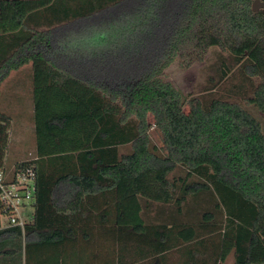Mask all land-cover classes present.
Returning <instances> with one entry per match:
<instances>
[{
  "label": "trees",
  "instance_id": "1",
  "mask_svg": "<svg viewBox=\"0 0 264 264\" xmlns=\"http://www.w3.org/2000/svg\"><path fill=\"white\" fill-rule=\"evenodd\" d=\"M253 1L0 0V86L30 65L39 135L33 159L5 166L9 121L0 114V167L32 171L35 187L31 224L0 231V264H60L77 246L79 260L65 264H94L108 236L95 237L93 228L116 225L120 184L137 195L141 213L152 203L175 204L176 213L116 225L115 264H127L128 243L146 248L144 264H167L171 250L194 248L211 249L210 262L181 264H221L230 254L233 264H264L260 122L234 103L186 101L162 79L171 62L188 69L217 47L259 80L248 103L264 116V9L253 13ZM125 146L129 153H119ZM178 168L177 185L168 177ZM201 195L206 208L194 204ZM188 198L192 207L181 212ZM201 211L199 224L186 222ZM215 211L224 218L221 235L212 234Z\"/></svg>",
  "mask_w": 264,
  "mask_h": 264
},
{
  "label": "rangeland",
  "instance_id": "2",
  "mask_svg": "<svg viewBox=\"0 0 264 264\" xmlns=\"http://www.w3.org/2000/svg\"><path fill=\"white\" fill-rule=\"evenodd\" d=\"M30 66V65H29ZM242 64L235 63L234 58L224 50L217 47L209 48L204 59L200 63L192 64L188 69H183L178 65V61H173L166 66L163 70L162 79L164 82L170 83L186 101L190 99H197L200 101L203 107H206L212 100H221L229 103H234L247 110L254 118H256L261 125L262 132L264 134V116L253 106L248 103L253 95V90L259 83L257 78H250L242 71ZM19 74L20 77L10 76L3 81L0 86V114H2L10 123V131L17 137H9L6 157L4 165L10 167L33 159L36 156L37 139L39 135H36V113H35V94L33 89L32 71L30 68L22 69ZM37 96H39L37 94ZM57 100L52 101V109L57 107ZM56 102V103H55ZM54 104V106H53ZM51 109V110H52ZM183 111L188 112L187 105L184 106ZM150 128L148 130L151 146L159 150L162 147V139L159 132L152 126L153 120L151 116L147 117ZM130 147H120L119 153H129ZM174 175V176H173ZM182 176L183 173L179 171V168L168 177L170 181H176V176ZM178 185V184H177ZM127 188L120 187L119 191V203L117 206V213H120L121 223L122 218L126 214V206L124 201L126 199ZM213 196V195H212ZM213 198L217 201L215 196ZM211 201V206L214 208V201ZM209 201V202H210ZM206 202H208L205 195H201L199 199L194 201L197 207L206 208ZM191 199H187V203L182 204L180 211L184 212L186 209H191ZM163 212L166 215H172L175 210V204L163 205ZM207 213L209 211H206ZM137 208L134 210L133 224L138 222ZM201 214L195 216L186 222L190 225L199 224ZM216 224L215 231L212 234H222L225 229L224 218L221 213L215 211ZM208 238V236H206ZM210 238V237H209ZM215 239V236L212 237ZM101 260H96V264H105L106 261L114 258V264L117 262L116 254L118 253V246L116 242H112L109 239H105L101 242ZM78 247V246H77ZM69 248L70 256L62 257L61 262L64 264L66 260L74 263L75 260H79L82 252L79 248ZM99 249V247H98ZM98 251V250H97ZM178 251V252H177ZM181 250H172L168 253L170 262L178 261L176 253L180 255ZM94 253V252H93ZM97 253V252H95ZM124 253V251H123ZM98 254V253H97ZM124 260V259H123ZM110 261V260H109ZM111 263V262H108ZM126 263V262H125ZM221 264H231L229 260L224 261Z\"/></svg>",
  "mask_w": 264,
  "mask_h": 264
},
{
  "label": "crops",
  "instance_id": "3",
  "mask_svg": "<svg viewBox=\"0 0 264 264\" xmlns=\"http://www.w3.org/2000/svg\"><path fill=\"white\" fill-rule=\"evenodd\" d=\"M2 45L4 46L6 44V39H3L2 41ZM24 68H30L29 65H25L21 68H19L18 70L16 71H11L9 72L8 76L6 77V79L10 76H16V77H20L21 75L19 74V72L24 69ZM3 83V82H2ZM1 83V84H2ZM36 129V128H35ZM36 133V131H35ZM44 137H47V134H43ZM9 137H17L16 135H13V133L10 131V123H9V128H8V141H9ZM121 186H124V188H127V194H126V199L124 201V205H126V208H128L126 210V214L127 215H124V217L122 218V221H124V223H121V214L120 213H117L116 216V225H121V226H133V225H141L142 223H144L146 220H150L151 221H155L156 223L158 221H161L162 219L165 220V219H168L170 216L174 215L176 213V211L174 210L172 212V215H166L162 210H163V205H160V204H156V203H152L151 205L147 206V208H145V211H143L141 213V208L139 207L138 205V198H137V195H135L134 193H132L128 186L127 185H122L120 184L119 187L117 188V195H116V199H117V206H118V203H119V191H120V187ZM160 205V206H158ZM135 208H137V219H138V222L133 224L132 220H134L135 218L133 217L134 216V210ZM147 210V211H146ZM168 216V217H167ZM170 220H172L170 218ZM145 224V223H144ZM115 224H111L109 223L108 226H107V231H105V228L104 227H101L100 225L96 226L95 228H93V234L95 237H103L105 236V234L107 233V236H108V239H111L112 236L115 235V233H113V230L114 228L116 227ZM106 227V226H105ZM106 232V233H105ZM127 248H128V251L125 252V262L128 264L130 261L133 262V264H144V263H147L148 260H146V256H145V250L146 248L143 247V245L140 243H138V245L135 243V245H132L131 243H128L127 245ZM195 249V248H194ZM193 249V251H181L180 255H178L176 253V256L178 257V261L176 262H168L167 264H181L182 262L185 263V261L189 258L191 259H194V260H202V259H205L206 261L211 260V257L213 255V252H211V249H205L204 251H195ZM98 250V251H97ZM95 252H97V259L94 260V264L95 261L98 259L101 260L100 258V255H101V248L97 249ZM172 251V250H171ZM170 251V252H171ZM189 255V257H188ZM202 255H206L205 257L202 256ZM208 256V257H207ZM208 258V260H207ZM111 260V258H109ZM169 260H171L169 258ZM229 260L231 262V264H233V255L230 254L228 257H226L225 261ZM200 264V263H198Z\"/></svg>",
  "mask_w": 264,
  "mask_h": 264
},
{
  "label": "built area",
  "instance_id": "4",
  "mask_svg": "<svg viewBox=\"0 0 264 264\" xmlns=\"http://www.w3.org/2000/svg\"><path fill=\"white\" fill-rule=\"evenodd\" d=\"M34 173L6 171L0 167V231L31 224L34 209Z\"/></svg>",
  "mask_w": 264,
  "mask_h": 264
},
{
  "label": "water",
  "instance_id": "5",
  "mask_svg": "<svg viewBox=\"0 0 264 264\" xmlns=\"http://www.w3.org/2000/svg\"><path fill=\"white\" fill-rule=\"evenodd\" d=\"M264 9V4L259 0H254L251 4V10L253 13L258 12L259 10Z\"/></svg>",
  "mask_w": 264,
  "mask_h": 264
}]
</instances>
